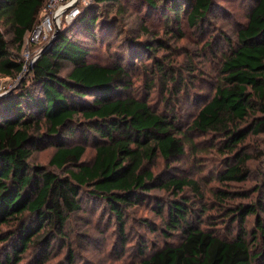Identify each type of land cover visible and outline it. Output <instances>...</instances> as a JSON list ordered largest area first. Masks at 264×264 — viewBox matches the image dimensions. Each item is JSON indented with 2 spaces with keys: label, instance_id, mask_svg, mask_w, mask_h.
<instances>
[{
  "label": "trees",
  "instance_id": "obj_1",
  "mask_svg": "<svg viewBox=\"0 0 264 264\" xmlns=\"http://www.w3.org/2000/svg\"><path fill=\"white\" fill-rule=\"evenodd\" d=\"M118 1L92 0L84 6L62 25L55 39L42 46L16 94L0 100V229L8 226L6 233L0 232V242L12 238L0 264H15L31 244L40 245L46 254L50 236H55V228L61 232L70 213L80 208L83 194L101 200L122 232L125 210L146 201L154 187L178 195L167 205L165 226L179 230L180 239L147 253L142 247L141 257L126 264H264V216L257 213L263 208L260 202L239 203L230 210L240 224L238 232L234 237L220 236L194 226L189 218L188 201L179 193L185 187L198 192L195 180L173 176L163 180L144 167L157 155L167 159L182 154L183 139L189 141L190 131L212 134L221 142L218 149L233 160L219 171L220 182L246 179L245 162L250 156L238 146L248 134L264 133V0H254L245 25L237 31L236 43L222 58L214 93L199 106L185 131L174 115L159 113L145 100L127 94L131 84L123 65L90 60L91 51L75 38L77 29L82 38L98 41L102 34L97 28L99 10L105 3ZM140 1L152 8L161 1L176 21L185 2L187 20L195 24L212 0ZM45 3L0 0V21L13 34L16 51L25 33L38 22ZM23 67L0 31V74L20 79ZM76 130L82 140L66 141ZM88 141L94 154L85 162L82 156ZM44 143L54 147L48 165L64 174L30 161L33 150ZM227 196L224 190L217 193L222 200ZM155 207L162 216V204L156 202ZM251 213L257 215L248 232L242 225ZM46 226L53 230L37 240Z\"/></svg>",
  "mask_w": 264,
  "mask_h": 264
},
{
  "label": "rangeland",
  "instance_id": "obj_2",
  "mask_svg": "<svg viewBox=\"0 0 264 264\" xmlns=\"http://www.w3.org/2000/svg\"><path fill=\"white\" fill-rule=\"evenodd\" d=\"M254 3V0H212L204 17L191 24L186 17L189 7L185 2L176 21L161 1L152 8L140 0H119L101 6L97 28L102 34L98 41L82 38L77 29L75 38L91 51L90 60L123 65L131 84L127 94L145 100L159 113L174 115L178 126L185 131L199 106L214 93L221 78L222 58L236 43L237 31L245 25ZM44 16L41 11L37 24ZM0 31L24 64L20 79L0 74L2 100L16 94L21 80L28 77L33 56L42 52L47 39L41 35L36 39L37 31L33 27L25 33L21 48L16 51L13 34L1 21ZM187 133L189 141L183 139L182 154L167 159L157 155L151 163L145 162L144 167L163 180L171 176L195 180L198 192L185 187L179 193L188 201L191 222L220 236L234 237L240 224L230 210L239 203L260 202L263 208L257 213L264 216V158L261 157L264 133L248 134L238 146L250 156L245 162L246 179L227 182H220L217 175L225 163L231 164L233 160L218 149L221 142L212 134ZM65 140L80 142L82 137L76 130ZM85 149L82 160L90 162L94 154L90 141ZM53 151V144L44 143L33 150L30 161L62 175L64 170L48 165ZM220 190L228 194L224 200L217 197ZM147 193L146 201L125 210L122 232L101 200L81 195L80 208L70 213L61 232L55 228V236H50L46 245V254L41 252L40 245L31 244L15 264H126L141 257L142 247L147 253L165 243H177L180 231L169 230L165 221L167 205L178 195L163 187H154ZM156 202L162 204V216L156 212ZM256 215L245 217L242 226L248 232L255 224ZM7 228L2 226L0 232L6 233ZM48 229L53 230L47 226L41 229L37 240ZM10 243L12 238L0 242V262Z\"/></svg>",
  "mask_w": 264,
  "mask_h": 264
},
{
  "label": "built area",
  "instance_id": "obj_3",
  "mask_svg": "<svg viewBox=\"0 0 264 264\" xmlns=\"http://www.w3.org/2000/svg\"><path fill=\"white\" fill-rule=\"evenodd\" d=\"M92 0H46V3L42 9L45 16L36 23V34L34 37L37 39L40 35L50 40L52 39L56 29H60V26L73 20L77 16L82 8L90 4ZM46 41V42H47ZM36 58L33 56L32 61Z\"/></svg>",
  "mask_w": 264,
  "mask_h": 264
},
{
  "label": "water",
  "instance_id": "obj_4",
  "mask_svg": "<svg viewBox=\"0 0 264 264\" xmlns=\"http://www.w3.org/2000/svg\"><path fill=\"white\" fill-rule=\"evenodd\" d=\"M58 33H59V28H58V29H56V31H55V33H54V35H53L52 39H55V38H56V36L58 35Z\"/></svg>",
  "mask_w": 264,
  "mask_h": 264
}]
</instances>
